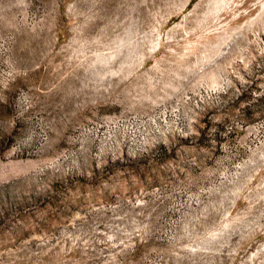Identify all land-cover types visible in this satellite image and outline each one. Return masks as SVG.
<instances>
[{
	"label": "rangeland",
	"instance_id": "374dc122",
	"mask_svg": "<svg viewBox=\"0 0 264 264\" xmlns=\"http://www.w3.org/2000/svg\"><path fill=\"white\" fill-rule=\"evenodd\" d=\"M0 264H264V0H0Z\"/></svg>",
	"mask_w": 264,
	"mask_h": 264
}]
</instances>
